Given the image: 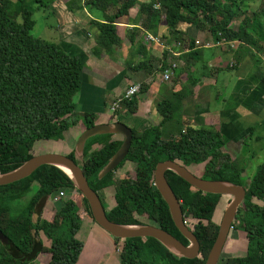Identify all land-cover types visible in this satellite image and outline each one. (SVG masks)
<instances>
[{
  "label": "trees",
  "instance_id": "trees-1",
  "mask_svg": "<svg viewBox=\"0 0 264 264\" xmlns=\"http://www.w3.org/2000/svg\"><path fill=\"white\" fill-rule=\"evenodd\" d=\"M250 1L255 8L248 5ZM30 3L44 6L39 0H0V173L9 172L31 158L34 142L60 140L75 123L73 98L81 85L82 60L78 55L65 52L55 42L30 34L34 25ZM86 4L102 14L110 7H117L113 15H105L104 22H91L98 30L95 40L98 54L110 52L119 44L114 20L138 4L141 27L154 35L159 32L165 44L183 40L178 25L185 23L208 32L214 42L222 38L238 41L262 53L264 58V0H144L140 3L139 0H88ZM18 16L20 22L16 21ZM159 28L164 30L160 32ZM185 39L187 49L193 48L194 40ZM143 46L138 45V52L144 56ZM162 57L160 67H155L158 72L166 68L165 52ZM255 61L262 62L257 57ZM147 64L140 62L135 70L146 68L152 72ZM184 64L186 66L187 62ZM259 78L264 82V72ZM146 91L147 86L140 84L139 94ZM189 94L188 89L181 88L169 97H162L155 108L160 118L157 124L130 128L132 139L128 153L114 171L126 162L132 163L133 178L115 179L114 171L98 178L100 170L121 145V140L110 134L89 138L80 160L73 151L67 156L82 169L95 193L112 190L114 202L106 211L110 221L123 225L150 224L185 245L187 241L174 227L167 205L153 185L155 165L171 160L192 173L193 168H198L200 173L195 175L205 180L244 186L243 210L236 220L245 234V254L228 257L217 264H264V204L261 205L264 202V161L244 185L245 161L229 155L225 136L214 129L184 125L181 101ZM137 103L132 98L124 101L122 108L127 114H133ZM81 117L82 130L96 123L94 114L85 113ZM116 120L121 122L120 118ZM169 122L180 125L181 130L178 135L165 138L161 128ZM165 178L180 203L186 226L200 245L199 255L194 259L178 257L153 238L115 239L122 241L119 264L205 263L218 230L211 217L219 196L194 189L170 171H166ZM60 189L68 190V198L54 216L42 218L48 196ZM72 189L70 177L50 165L40 166L20 181L0 186V232L6 239L0 241V264H32L41 254H45V264H76L83 247L77 238L80 217L85 213L93 219L82 195L78 191L69 195ZM27 194H31L29 198L14 207ZM219 207L220 204L213 216L215 221L220 216ZM34 214L38 217L36 221ZM33 232L43 235L49 245L46 247L41 239L36 240ZM100 249L97 245L92 250L88 247L92 261L97 259Z\"/></svg>",
  "mask_w": 264,
  "mask_h": 264
},
{
  "label": "crops",
  "instance_id": "crops-1",
  "mask_svg": "<svg viewBox=\"0 0 264 264\" xmlns=\"http://www.w3.org/2000/svg\"><path fill=\"white\" fill-rule=\"evenodd\" d=\"M44 1L46 3L42 12H46L48 14L46 17L52 19L53 25L49 27H53L57 33L52 38V42L60 45L65 52L78 55L83 63L81 85L73 98L75 114L80 116L85 113L94 114L95 119L99 120L95 124L113 123L117 121L116 119L110 120L113 114L109 111V106L113 100L121 95L129 85L145 84L147 91L139 95L137 100L139 104L147 107L142 111L143 114H136L138 109H143L137 103L135 113L128 115L125 108L121 106L115 115L117 114V118H120L121 122L127 126L139 127L150 123L153 125L160 120L158 114L154 112L156 103L162 97H169L172 92L186 88L190 94L181 101V120L184 125L220 132L228 140L226 150L229 155L231 150L232 153L239 151L240 154L244 146L250 143L255 145L261 138L260 132L257 131L262 127L264 129V82H261L259 78L264 71L262 53L240 42L234 45L233 50L229 47L220 49L214 45L212 38L206 37L207 32L196 30L194 35H189L191 33L186 30V27L178 26L183 32L181 43L186 51L177 58L179 65L175 75L172 76L173 80L163 82L160 73L155 70L163 59L162 48L152 43H145V35L151 33L141 27L142 16L138 12V4L130 8L126 15L114 20L116 34L120 39L119 44L111 48L110 52L100 51L98 54L95 53L98 30L91 22H104L105 15L111 16L116 12V6L108 8L102 14L94 8L91 9L88 4L85 5L88 0ZM142 1L144 0H139V3ZM160 28V32L164 30ZM155 36H159V32ZM188 37L194 40V47L191 49L186 47L185 38ZM139 44L144 45V56L138 52ZM237 45H239L238 48ZM253 55L262 61L261 71L257 68L253 72L254 68L260 64V61L258 63L253 59ZM228 60H230L229 63L227 62L229 67L235 69V81L228 95L223 99V106L219 104L217 110L208 112V107L211 105L210 93L217 82L216 72L213 69L217 68L219 63ZM143 61L150 65L152 72L149 73L146 68L135 70L137 65ZM156 117L159 120L154 123ZM180 130V125L174 122L166 123L161 128L165 138L178 135ZM81 220L83 222H81L80 230L84 231L83 237L87 235L85 238L87 245H83L76 264H94L95 260L92 261L90 257L93 256L90 250L94 242L91 241L88 245V235H93L96 240H99L96 244L100 245L97 247L101 248V252L103 251V257L105 254L107 256L108 252L112 253L114 244L111 237L101 233L94 221L85 213H82ZM78 235V240L82 242ZM88 247H90L89 251ZM109 256L105 257L106 264H115L113 255ZM32 264H45V257L42 259L38 257Z\"/></svg>",
  "mask_w": 264,
  "mask_h": 264
},
{
  "label": "water",
  "instance_id": "water-1",
  "mask_svg": "<svg viewBox=\"0 0 264 264\" xmlns=\"http://www.w3.org/2000/svg\"><path fill=\"white\" fill-rule=\"evenodd\" d=\"M104 134H120L123 136V140L117 151L98 173L99 179L114 171L125 159L132 139L131 129L120 121L110 124H94L83 130L77 137L74 154L76 155V152L82 154L84 143L89 138ZM43 165L57 167L70 177L74 188L86 201L94 223L110 237L119 240L153 238L172 254L186 259L196 258L199 255L200 245L193 232L184 223L180 203L166 181V171L174 173L191 187L202 193L231 196L232 198L222 214L216 237L207 253L204 264H217L235 213L245 197V189L242 186L220 180H205L171 160L158 162L153 170V185L167 205L174 227L187 241L185 245L168 232L150 224L123 225L110 221L106 217L99 196L89 187L82 169L67 155L58 153L34 154L17 168L6 173H0V186L20 181L30 176L37 168ZM0 241H6L5 236L1 232Z\"/></svg>",
  "mask_w": 264,
  "mask_h": 264
},
{
  "label": "rangeland",
  "instance_id": "rangeland-1",
  "mask_svg": "<svg viewBox=\"0 0 264 264\" xmlns=\"http://www.w3.org/2000/svg\"><path fill=\"white\" fill-rule=\"evenodd\" d=\"M39 1H41L43 4L46 3L44 0H39ZM39 4L40 3H36V5H34V4L30 3V6L33 10L32 11L33 12L32 13V20L34 22V25L30 31V34L34 38L53 41L52 38L55 37L57 33L53 27H51V28L49 27V26L53 25L52 19L46 17V16H48V14L46 12H42L43 7L40 6ZM37 5L39 6V8ZM248 5L250 7H253V8L256 7L254 5V3L251 1L248 2ZM16 21L20 22L21 18L18 16L16 18ZM233 25H234V27H236L237 23H234ZM178 26L179 27H186V30L191 33L189 35H194V33L197 30L194 26H191V25H188L185 23H181ZM205 35L207 38H209V39L211 38L210 34L208 32ZM237 44H240V43H237ZM236 47L238 48L239 45H237ZM231 50H233V49H231ZM224 51H226V50H224ZM224 53L227 55H230L226 52H224ZM222 57H224L223 54H222ZM253 59L256 60V57H253ZM227 62L229 63L230 60L223 61V62L219 63L217 65V68L213 69V71L216 72L215 78L217 79V82H216V85L212 87V90L210 93L211 95H210L209 100L211 101V105H210V107H208V110H207L208 112H214L215 110H217L216 108L219 107V104L223 106V99L228 95V93L231 90V87L233 86V83L235 81V78H236L235 77V69L229 67V64ZM258 63H256V64H258ZM257 68H259L258 70L261 71V68H263V65L261 62L258 65V67L254 68L253 72L256 71ZM171 80H173V79L171 78L170 81H168V82H171ZM139 95H141V94H136L135 96H133V98L138 100ZM138 104H139V102H138ZM139 105L143 109L142 110L138 109L136 114H143L142 111H144L145 110L144 108H147V107H144L142 104H139ZM212 105H213V107H212ZM154 112H156V109ZM112 116L113 117H111L110 120L117 119V114L116 115L114 114ZM156 116H157V114H156ZM72 120H75V123L71 124V126L68 128V130L66 132H64L62 139H60V140H40V141L34 142L33 147H32L33 154L58 153V154H62V155H67L70 151L75 152V144L77 141L76 138L79 135L80 131L82 130L83 124H82V117L80 115H78L77 113L74 114V117L72 118ZM97 120L98 119H95V122H97ZM154 120H155L154 123H156V121L159 119L156 117ZM168 124H171V122H169ZM145 125H147V124H144V125L142 124L141 126H139L137 128L141 129ZM149 125H151V123ZM129 126L131 127V125H128V127ZM134 126L135 127H131V128L137 129L136 125H134ZM257 132H260V135H261V138L259 139L257 144L253 145V143H250L249 145L244 146L242 149V153H240V154H239V151H238V153H232V150L230 153V156L233 159H235L237 157L238 159H243L245 161V171L242 173V178L244 179V185L248 184L249 178L254 173L256 167L264 161V129H263V127L260 130H258ZM75 156L78 160H80V158H81L80 152H76ZM193 171L197 174L200 173V170L198 168H196V169L193 168ZM133 177H134V168H133L132 163L126 162L123 165V167L114 171V178L115 179L133 178ZM61 190H64V189H61ZM65 193L66 194H65L64 198L61 199L60 201L56 202V203H52L49 201L45 202V205H44L45 207L42 211V218L50 219L52 216H54L56 214L55 211L59 208V206L63 203V201H65L68 198L67 197V195H68L67 189L65 190ZM30 195L31 194H27V196L25 198H23L22 200H19L16 203L14 202L15 203L14 207L21 206L22 205L21 202H24L26 199H28ZM100 198L103 202L104 207L110 208L111 205H113L114 201L112 198V190L105 189V190L101 191ZM230 199H231V197H229V196H222L220 198V203H219L220 204V207H219L220 216H219V219L217 221H215V219H214L216 224L220 223L219 220H220V218H222V214H223L225 208L227 207ZM81 218L82 217H80V219ZM37 219H38V217L35 214L34 215V221H36ZM81 222H83V220H81ZM96 227H98V226L96 225ZM97 229H99V231L101 233L107 234L106 232L101 230L99 227ZM83 232H84L83 229H81L78 232V234H79L78 236H79V238H81L83 245L86 246L87 240L85 238L87 237V235H85L83 237ZM33 235H34L36 240L41 239L43 241L44 246L47 247L49 245L48 240H46L43 235H36L34 232H33ZM229 235H230V237L228 238L227 244H226L225 248L223 249V254H222L223 258L234 257L236 255H239L245 249V242H243L237 238L236 231L234 229L230 230ZM110 239L112 240V242L114 244L113 249H112L113 251H112V253L108 252L107 256L105 254V257H108L110 254H112L113 255L112 258H113L115 264H119L118 255H119V249L122 246V241H116L112 237ZM91 241L94 242L93 247L95 245H98L96 243H98L99 240H96L93 235L89 234L88 235V245H90ZM102 248L105 249L104 245H102ZM102 255H103V251L98 254V257L95 260L94 264H106V258L103 257ZM40 257H41V259L44 258L45 254H42ZM109 257H111V256H109ZM221 262L222 261H220V263ZM45 263H46V261H45Z\"/></svg>",
  "mask_w": 264,
  "mask_h": 264
},
{
  "label": "built area",
  "instance_id": "built-area-1",
  "mask_svg": "<svg viewBox=\"0 0 264 264\" xmlns=\"http://www.w3.org/2000/svg\"><path fill=\"white\" fill-rule=\"evenodd\" d=\"M145 43H152L155 45H158L162 48V53L165 52L166 55V68L163 69V71L159 72L161 76V80L163 82H168L174 75L175 69H177L179 65V58L186 50H184L183 45L181 42L176 41L173 43L165 44L162 40H160L159 36L146 34L144 37ZM239 43L238 41H228L224 38L220 39L219 41L214 42V45L219 48L229 47L234 48V45ZM181 49V50H178ZM160 67V65L158 66ZM140 91V85L139 84H131L129 85L121 95L117 96L111 105L109 106V111L114 114L118 110H120L122 103L124 101H130L133 96L138 94ZM74 194L76 192V189L71 190ZM65 190H58L57 192L53 193L49 197V201L52 203H56L64 198L65 196Z\"/></svg>",
  "mask_w": 264,
  "mask_h": 264
},
{
  "label": "flooded vegetation",
  "instance_id": "flooded-vegetation-1",
  "mask_svg": "<svg viewBox=\"0 0 264 264\" xmlns=\"http://www.w3.org/2000/svg\"><path fill=\"white\" fill-rule=\"evenodd\" d=\"M115 114V113H114ZM113 114V115H114ZM110 124V123H109ZM110 135H112V137L114 138V139H118V140H121V142H122V140H123V136L122 135H120V134H110ZM121 137V138H120ZM129 163V162H128ZM113 172V171H112ZM192 173V172H191ZM193 174H195V172H193ZM196 176H199V175H196ZM167 181V180H166ZM242 187H244V186H242ZM244 189H245V194H246V188L244 187ZM77 191V190H76ZM100 193L101 192H99L97 195L99 196V199H100V201H101V203H102V205H103V202H102V200H101V198H100ZM71 196L73 195V193L71 192V194H70ZM219 196V199H218V202H217V204H216V206H215V208H214V210H213V213H212V217H211V221L215 224V225H217V227H218V225H219V223L218 224H216V222L214 221V219H213V216H214V214H215V212H216V210H217V208H218V205H219V203H220V198L222 197V196H228V195H218ZM49 197H50V195L48 196V198H47V201H49ZM229 197H231V196H229ZM232 198V197H231ZM245 198V197H244ZM231 200V199H230ZM244 201V200H243ZM50 202V201H49ZM242 204H243V202L240 204V206L238 207V209H237V211H236V213H235V216H234V219H233V221H232V223H231V226H230V229H229V231H228V234H227V237H226V240H225V243H224V246H223V248H222V251H221V254H220V257H219V259H218V261H217V263H220V261H222V260H225L226 258H223L222 257V254H223V249L225 248V246H226V244H227V241H228V238L230 237V230H235L236 231V235H237V238L239 239V240H241V241H243V242H245V247H246V241H245V234H244V232L243 231H241L239 228H238V221L236 220L237 218H236V216H237V214L239 213V211L240 212H242ZM256 204H258V205H260V201H257L256 202ZM264 204V202L263 203H261V205H263ZM103 207H104V205H103ZM109 208H106V207H104V210H105V213H106V211L108 210ZM35 215V214H34ZM220 220H221V218H220ZM220 220H219V222H220ZM185 223V222H184ZM186 225V224H185ZM120 250V249H119ZM245 254V249H244V251H242L241 252V254H239V255H236V256H243ZM42 255V254H41ZM236 256H234V257H236ZM228 258V257H227Z\"/></svg>",
  "mask_w": 264,
  "mask_h": 264
},
{
  "label": "bare ground",
  "instance_id": "bare-ground-1",
  "mask_svg": "<svg viewBox=\"0 0 264 264\" xmlns=\"http://www.w3.org/2000/svg\"><path fill=\"white\" fill-rule=\"evenodd\" d=\"M123 104V103H122Z\"/></svg>",
  "mask_w": 264,
  "mask_h": 264
}]
</instances>
